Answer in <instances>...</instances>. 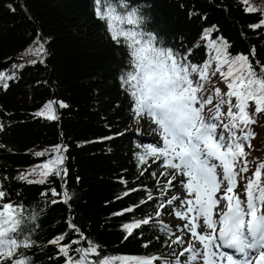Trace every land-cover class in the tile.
<instances>
[{
	"label": "trees",
	"instance_id": "obj_1",
	"mask_svg": "<svg viewBox=\"0 0 264 264\" xmlns=\"http://www.w3.org/2000/svg\"><path fill=\"white\" fill-rule=\"evenodd\" d=\"M127 4L141 13V31L158 34L164 46L180 52L190 64L201 67L212 59L215 52L210 41L226 44L231 56H248L254 66L257 60L264 63V0H127ZM114 15L120 13H110L96 0H0V74L5 77L0 81V183L12 194L11 200L6 196L0 201L14 204L13 216L15 210L22 211L28 228L25 238L31 246L20 247L16 253H28L34 264H66L59 249L80 238L70 222L85 238L73 247H87L90 239L103 248L106 257H162L171 248L179 254L189 246L184 219L176 215L182 207L167 205L174 192L168 186L171 168L152 156L143 162L139 159L158 132L150 118H133L130 96L121 87L126 53L111 38L109 16ZM111 23L114 29L136 30L135 21L128 25L126 20L113 19ZM257 24L260 27H250ZM208 28L213 30L205 35ZM37 34L44 43L39 56L29 51L38 47ZM32 60L38 62L32 64ZM13 74L14 78L7 79ZM207 75L217 81L222 93L228 91L220 73L213 77L209 70ZM48 102L53 103L58 120L36 115ZM60 102L68 107L59 108ZM249 104L251 116L255 106ZM255 120L249 126L255 133L250 140L254 147L245 144L247 155L240 158L241 166L244 160L250 162L248 171L237 176L244 178L243 185L255 179L258 165L264 163V113ZM57 144L68 148V174L63 190L58 178L52 185L58 192L53 197L48 187L35 183L40 177L29 170L47 163L48 155L35 153ZM260 171L264 184V169ZM22 174L26 179L18 178ZM62 191L70 196L67 204ZM239 194L246 198L244 188ZM53 199L59 202L50 203ZM130 207L132 211H124ZM143 218H150V224H141L140 229H133L135 236L128 235L125 224ZM170 218L177 219V224ZM155 224L174 231L166 232ZM62 234H67L65 241L50 243ZM177 238L182 242L174 244ZM146 241H151L147 248ZM190 243L198 242L191 238ZM89 255L94 260L97 254ZM0 264H8L5 256L0 255ZM112 264L129 262L114 259Z\"/></svg>",
	"mask_w": 264,
	"mask_h": 264
},
{
	"label": "snow or ice",
	"instance_id": "obj_2",
	"mask_svg": "<svg viewBox=\"0 0 264 264\" xmlns=\"http://www.w3.org/2000/svg\"><path fill=\"white\" fill-rule=\"evenodd\" d=\"M96 3L102 4L110 13H120L109 16L108 24L111 38L123 46L126 53V64L120 72L119 81L130 96L133 118H150L155 125L154 131L159 133L153 144L144 146L139 159L143 162L146 156H152L161 164L176 170L168 186L177 190L186 188L187 195L180 192L170 197L167 205L176 209L187 204V213L195 212L197 217H203L198 225L199 233L196 224L184 225L202 248L198 249L189 243L188 248L179 254L175 248H171L162 257L155 254L106 257L102 255L103 248H98L95 241L90 239L86 241L87 247H73L85 238L79 227L70 222V228L80 238L70 240L59 249L66 257V264H112L114 259L128 261L129 264H153L158 259H162L163 264H264V184L260 182V169H264V163L258 165L255 179H248L246 185H241L246 198L233 194L235 177L247 172L250 163L244 160L241 166L240 158L247 155L245 144L249 148L254 147L250 140L255 133L250 131L249 126L256 123L257 114L264 113V63L257 60L254 66L248 56H231L226 44L218 45L217 41H210L209 46L214 49L215 55L197 67L195 63H188L180 52L164 46L158 34L141 31L142 15L138 10L129 8L127 0H96ZM248 10L255 11L252 8ZM101 19L104 17L101 16ZM113 19L126 20L128 25L135 21L136 30L114 29L111 23ZM261 24H264V20ZM250 27L257 28L260 24ZM212 30L205 29V35ZM42 40L43 37L37 34L35 43L38 47L29 51L39 56L44 50ZM37 62L30 61L32 64ZM213 63L216 64L214 69ZM209 70L213 77L217 72L220 73L227 84V92L222 93L216 86L217 81L209 80ZM12 78L14 74L7 77ZM3 80L5 77L0 74V81ZM206 83L211 84V87H206ZM3 87L7 88L8 84L4 83ZM249 102H254L255 106L251 116ZM225 106L226 111L222 112ZM66 107L67 104L59 103V108ZM36 115L46 116L50 120L59 119L52 102L46 103ZM67 152V146L61 144L37 152L34 154L37 157L48 155L47 163L41 165L40 169L29 170L40 177L35 183L48 187L53 197L58 195L57 187H52L57 178L61 181V190L67 183ZM18 178L26 179L23 174ZM218 191L222 194L215 195ZM62 194L63 202L67 204L69 194L66 191H62ZM11 195L0 183V197L7 196L11 200ZM58 202L55 199L50 201L52 204ZM0 207L3 209L0 211V255L7 258L8 264H34L28 253H16L20 247L27 249L31 246L25 238L28 228L22 211L15 210L16 215L13 216L14 204L11 202L0 201ZM214 207L215 219L212 211ZM124 211L130 212L132 209L130 207ZM176 215L186 213L177 211ZM141 224L149 225L150 218L138 219L124 227L128 235L135 236L133 229H140ZM153 227L169 233L174 231L173 227L165 224H155ZM66 235H59L50 243L65 241ZM139 235L143 236V232ZM181 242V238L173 241L174 244ZM150 243L146 241L144 247L147 248ZM90 253L97 254L94 260L90 259Z\"/></svg>",
	"mask_w": 264,
	"mask_h": 264
},
{
	"label": "rangeland",
	"instance_id": "obj_3",
	"mask_svg": "<svg viewBox=\"0 0 264 264\" xmlns=\"http://www.w3.org/2000/svg\"><path fill=\"white\" fill-rule=\"evenodd\" d=\"M158 137H159V133H158ZM175 172H176L175 169H171L170 180L173 179V176L175 175ZM243 183H244V178H243V180H240L238 177H235V180H234V193L233 194L234 195H239L242 199H244V197L242 196V194H239V193H240V191L242 189L241 185H243ZM222 188H223V186H222ZM173 190H174V192L172 193V195H170L168 197V199L170 197H172V196L180 194V192H183L185 195H187V189L186 188L179 189V190H177L176 188H173ZM220 194H222V193L218 191L215 195H220ZM187 207H189V205L185 204L181 208L182 213H186V215H182V217L184 219L183 224L184 225L188 224L189 226H191L192 224H196L197 225L196 231L199 233L200 229H199L198 225H199L200 222H202L203 217L202 216L201 217H197V214L195 212L187 213ZM216 207H219V206H216ZM216 207H214L212 209V211H213V219L216 218V216H215ZM170 222H172L173 224H177L178 220L177 219L174 220V219L170 218ZM187 232L189 234V237L187 239V245H189L192 236H191V232L189 231V229H187ZM196 241L198 242L197 244H195L196 248H198V249L202 248V245L199 243V241L198 240H196Z\"/></svg>",
	"mask_w": 264,
	"mask_h": 264
}]
</instances>
